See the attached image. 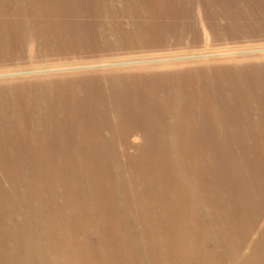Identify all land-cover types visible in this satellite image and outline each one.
<instances>
[{
	"label": "bare ground",
	"instance_id": "bare-ground-1",
	"mask_svg": "<svg viewBox=\"0 0 264 264\" xmlns=\"http://www.w3.org/2000/svg\"><path fill=\"white\" fill-rule=\"evenodd\" d=\"M119 1L126 3L133 10L144 6H158L165 2L174 7L176 1L184 2L182 0ZM118 7L115 0H0V47L17 45L28 34L31 39L45 35L43 38L50 42L67 43L68 47L60 46V50L66 52L63 55L77 53L83 50L82 45L87 42L82 36L90 33L97 26L86 25L79 31L74 30L70 33L68 18L87 15L92 17L95 23L106 26L111 20L109 19L111 10ZM220 9L229 19L224 32L230 33L233 25L231 17L236 8L231 9V6L223 5ZM131 25L133 29H130L132 37L129 42L140 41L135 29L150 32L149 40H156L157 32L164 38L171 35L167 32L174 30V27L163 24L149 26L146 23H132ZM115 26L118 27L119 24L115 23ZM182 27L186 29L187 25ZM101 29L97 28V34L90 41L98 38ZM197 31V26H192L184 34H190L195 38ZM103 48L109 47L103 46ZM176 74L184 75L179 72ZM259 77L255 81L247 82L239 77L229 79L227 75V77H219V81H224V84L218 85L214 90L171 91L175 93L178 102L168 103L169 98L158 95L159 102L127 106L113 98L105 97L103 92L94 89L73 91L74 100L81 97L88 99L86 103L78 100L71 103L69 101L71 94L65 91L69 90L67 84L63 86L65 90L62 91L66 102L56 104L55 100L53 102L55 98H50L49 102L45 100L43 103L44 94L38 89L33 93L30 91L32 104L22 105L20 88L7 86L6 98L10 105L0 103V150L8 153L14 151L17 155L19 153L22 162L29 160L22 158L24 153H39L35 156V160L33 159V163L39 166L40 171H44L46 178L47 176L54 178L53 174L47 173V166L52 170L58 169L60 176L57 182H54L56 185L64 181L61 182L64 179L61 172L67 164L76 171L74 176H70L71 186L68 188L63 186L62 189L65 194L69 193L68 199L71 201L68 204L73 212L70 222L76 227L72 226L70 231L64 221L55 223L59 221L56 217L43 216L40 219L41 226L50 229L53 236L50 241L53 252H50L43 261L49 264H88L85 254L89 251L91 243L83 239L78 240L75 236L87 235L89 229L93 227L90 223L96 222L98 229L104 224L109 225L107 215L102 214L108 211L111 221L121 212V207L116 204L120 205L123 202L128 204L130 217L137 221V206L134 204L131 207L130 202L136 198L134 188H140L134 181L137 174L142 175L138 172H144V169L138 168L142 157L126 150L130 146L131 136L138 135L142 141L138 149L140 153L150 155L155 162L157 158H163L165 172L169 178V181L164 182L166 185L164 193L170 194L171 201L174 200L177 190L181 193V187H186V183L181 185L175 181L177 175L187 182L188 201L194 197L191 185L196 190L204 185L215 195L213 198L207 194L199 196L202 201H207L204 202L205 205L203 202L198 204L197 210H201L204 215L201 214L198 219L193 220V228L189 226L188 220L192 210L191 204L185 205V212L177 215L181 225L187 227L182 228L181 233L187 235L189 239L187 249L182 248V237H179L177 244L181 250L174 248L166 252L170 256V264H179L180 260L184 264H264V77ZM229 82L233 84V90L237 94L245 97L241 110L235 108L234 95L230 92ZM25 86L31 89L37 88ZM4 92L5 89L0 88V93ZM251 116L257 117L254 126L250 128L248 121ZM120 140L123 144L121 149L114 151L116 141ZM237 147L241 150L246 149L243 155L247 162H243L242 167L233 158L221 163L219 151L224 148L235 150ZM208 151L211 152L210 155L206 154ZM52 156L55 158L52 159ZM31 158L32 156L30 161ZM108 158L114 159L113 163L108 162ZM11 161L17 162L12 158ZM110 162L120 168L122 175L109 174ZM127 162L131 163V169ZM225 164L235 167L240 173L246 170L245 174H241L243 175L241 183L232 186L234 192L230 194L233 195L231 198H223L220 190L221 183L224 185L225 180V170L222 169ZM135 169L138 171L135 172ZM98 171H103L105 177H100ZM84 173L88 180L81 181H85L87 190L77 188L80 181L79 174L84 175ZM195 177L197 180L192 182ZM117 183H120L121 188L115 189ZM81 190L89 193L87 197L91 196V193L94 198L93 202L86 200L89 202L86 209L90 213L91 220L85 221V226L78 224L79 218H82L79 213L82 207L76 204V200L72 197L73 195L78 197ZM102 192L116 193V196L105 199L103 195L101 198L95 195ZM110 225L114 223L111 221ZM125 228L128 234L132 233L127 225ZM110 232L109 227L103 231V249L107 250L110 256L122 255L119 249L114 247L112 239L108 238ZM115 240L119 241V238ZM138 243L148 247L147 237L138 234ZM71 247L75 252L77 249L78 253L70 250ZM40 253L44 252L40 251ZM163 253L165 252L158 256L159 260L165 259V255L161 256Z\"/></svg>",
	"mask_w": 264,
	"mask_h": 264
},
{
	"label": "rangeland",
	"instance_id": "rangeland-1",
	"mask_svg": "<svg viewBox=\"0 0 264 264\" xmlns=\"http://www.w3.org/2000/svg\"><path fill=\"white\" fill-rule=\"evenodd\" d=\"M182 1L184 2L176 1L174 7L165 2L158 6H144L133 10L126 3L115 0L119 7L111 10L109 14L111 20L106 26L95 23L93 18L87 15L68 18L70 33L74 30L79 31L86 25L97 26L82 36L87 42L82 45V51L74 54L63 55L66 52L61 51L60 46L68 47L67 43L50 42L43 38L45 35L31 39L28 34L17 45L0 47V88L5 89L4 93H0V103L10 105L6 98L7 86L20 88L22 105H31L30 91L33 93L38 89L44 94L43 103L45 100L49 102L50 98H55L53 102L55 100L56 104L66 102L62 96L65 84L69 86V90L65 91L71 94L69 99L71 103L77 100L87 102V97L74 100L73 91L77 92L80 89L101 91L105 97L113 98L125 106L156 103L159 102L158 95H164L165 98H169L168 103H173L178 102L175 93L171 92L175 89L214 90L218 85L224 84V81H219V77L227 75L229 79L239 77L247 82L255 81L259 76L264 77V0ZM223 5H229L231 9L236 8L231 17L232 31L227 34L224 28L229 19L222 14L220 8ZM115 23L119 26L116 27ZM132 23H146L149 26L163 24L174 27V30L167 32L171 35L164 38L157 32V39L149 40L150 32L135 29L140 41L144 43L129 42L132 37L130 32V29H133ZM182 25H187V28H183ZM192 26L198 28L195 38L190 34H184ZM98 27L102 28L98 38L90 41L97 34ZM243 30L245 32L242 33ZM103 46L109 48L105 49ZM229 83L230 92L234 95L235 108L241 110L245 97L237 94L233 90V84ZM25 85L37 88L31 89ZM256 117H250L248 121L250 128L254 126ZM129 141L130 146L126 151L142 157L138 168L144 169V172H138L142 175L137 174L134 181L140 188H134L136 198L130 202L131 207L134 204L137 206V221L130 217L129 206L123 202L120 205L116 204L121 207V212L111 219L114 225H110L109 213L106 211L102 215H107L109 225L104 224L98 229L96 222L90 223L93 227L89 229L87 235L75 236L78 240L83 239L91 243L89 251L85 254L88 264H170V256L166 252L174 248L181 250L177 244L179 237H182V248L187 249L189 239L187 235L181 233L182 228L187 227L181 225L177 215L183 214L186 210L185 205L191 204L192 210L188 220L189 226L193 228V220L203 214L201 210H197L198 204L203 202L205 205L204 202L207 201H202L199 196L207 194L211 198L215 197L206 186L202 185L196 190L191 185L194 197L188 201L187 182L177 175L175 181L181 185L186 183V187H181V193L177 190L174 200L171 201L170 194L164 193L166 189L164 182L169 181V178L165 172L163 158L159 157L155 162L150 155L140 153L138 149L142 141L138 135L131 136ZM122 145V140L116 141L113 150L121 149ZM245 151L246 149L241 150L239 147L235 150L224 148L219 151V159L224 163L228 158H233L241 166L243 162H247L243 155ZM32 154L24 153L22 158L29 160L22 162L19 153L17 155L14 151L8 153L0 150V264H49L43 260L53 252V246L50 245L53 236L50 229L41 226L40 219L43 216L56 217L59 221L55 223L64 221L70 231L72 226L76 227L70 222L73 212L68 204L71 201L68 199L69 193L65 194L62 191L63 186L67 188L71 186L70 176H74L76 171L67 164L61 172L64 177L61 182L64 181L56 185L54 182H57L60 176L58 169L55 171L47 166V173L53 174L56 178L51 176L46 178L44 171H40L39 166L33 163L39 153ZM206 154L210 155L211 152L208 151ZM11 158L17 162H12ZM51 158L54 159L55 156ZM109 161L113 163L114 159L108 158ZM111 162L109 174L122 175L120 168ZM127 164L131 169V163ZM222 169L225 170V180L224 185L221 183L220 186L221 194L223 193V198H231L233 195L230 194L234 192L232 186L241 183L243 176L241 174H245L246 170L240 173L235 167L226 164ZM134 171L137 172L138 169ZM97 174L105 177L103 171H98ZM79 176L77 188L87 190L85 181H81L88 180L86 173ZM194 180H197L196 177L192 182ZM117 188H121L120 183L116 184L115 189ZM87 194L89 193L81 190L78 197L72 196L76 204L82 207L79 213L84 219L78 220V224L82 226H85V221L91 220L86 208L88 201L93 202L94 198L91 193L88 197ZM95 195L100 198L103 195L105 199H110L116 196V193L102 192ZM125 225L131 234L127 233ZM108 227L111 229L108 238L112 239L114 247L118 248L123 256H110L108 251L103 249V231ZM138 234L147 237L148 247L138 243ZM116 238H119V241L115 240ZM70 250H73L72 247ZM162 252H165L161 255H165V259L159 260L158 256ZM75 253H78L77 249ZM179 264L184 263L180 260Z\"/></svg>",
	"mask_w": 264,
	"mask_h": 264
}]
</instances>
